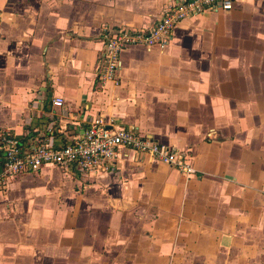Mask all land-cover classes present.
<instances>
[{
    "label": "crops",
    "instance_id": "0c3cea01",
    "mask_svg": "<svg viewBox=\"0 0 264 264\" xmlns=\"http://www.w3.org/2000/svg\"><path fill=\"white\" fill-rule=\"evenodd\" d=\"M175 1L0 0V131L28 147L52 126L62 145L103 115L197 171L119 148L96 177H12L0 264H264V0L185 19L163 49H123L118 84L97 80L103 27L151 26Z\"/></svg>",
    "mask_w": 264,
    "mask_h": 264
},
{
    "label": "built area",
    "instance_id": "2783aa9c",
    "mask_svg": "<svg viewBox=\"0 0 264 264\" xmlns=\"http://www.w3.org/2000/svg\"><path fill=\"white\" fill-rule=\"evenodd\" d=\"M236 0H176L163 7L160 17L148 27H107L100 35L102 47L97 55L96 77L99 83H119L121 51L130 46L163 49L169 42L174 27L181 21L197 17L204 12H228ZM52 104L61 106L63 99L56 96ZM52 126L38 136L30 146L7 131H0V150L3 161L0 168V190L8 180L22 173L54 165L63 171L96 177L112 171L119 148H128L153 160L171 165L181 172L196 173L184 152L141 134L133 127L121 125L114 118L96 115L85 127L62 145L53 140Z\"/></svg>",
    "mask_w": 264,
    "mask_h": 264
},
{
    "label": "rangeland",
    "instance_id": "374dc122",
    "mask_svg": "<svg viewBox=\"0 0 264 264\" xmlns=\"http://www.w3.org/2000/svg\"><path fill=\"white\" fill-rule=\"evenodd\" d=\"M159 162V161H158ZM70 173V172H69ZM63 174L65 175V177H67L68 178V180L69 181H77V180H80V183L79 184H83V183H81V182H83V181H81V178L80 179H77L76 178V176H74V175H68V174H66V173H64L63 172ZM21 175V174H20ZM84 176H87V175H84ZM83 176V177H84ZM87 177H90V176H87ZM18 178H20V176L18 175L17 177H15V178H13L12 180H10V183H9V185L11 186L12 184H15V182H16V180L18 179ZM85 178V177H84ZM88 179L89 178H87L86 179V181L88 182ZM64 180V179H63ZM31 181H32V183L34 182V180H29V181H24V182H20V183H16L15 185H18V186H31L30 184H31ZM76 183V182H75ZM9 185H8V187H9ZM84 185V184H83ZM62 186H64V183H63V185ZM7 186L5 187V188H2L1 190H0V193L1 192H4V191H6V189L8 188ZM51 187H54V186H51ZM77 188V187H76ZM77 189H79V188H77Z\"/></svg>",
    "mask_w": 264,
    "mask_h": 264
},
{
    "label": "trees",
    "instance_id": "16d2710c",
    "mask_svg": "<svg viewBox=\"0 0 264 264\" xmlns=\"http://www.w3.org/2000/svg\"><path fill=\"white\" fill-rule=\"evenodd\" d=\"M1 151V150H0ZM1 153H2V151H1Z\"/></svg>",
    "mask_w": 264,
    "mask_h": 264
}]
</instances>
